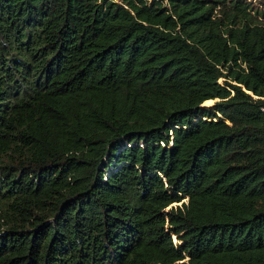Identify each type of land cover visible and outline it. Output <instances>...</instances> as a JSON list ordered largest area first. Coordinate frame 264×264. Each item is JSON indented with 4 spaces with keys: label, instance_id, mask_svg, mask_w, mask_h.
<instances>
[{
    "label": "trees",
    "instance_id": "obj_1",
    "mask_svg": "<svg viewBox=\"0 0 264 264\" xmlns=\"http://www.w3.org/2000/svg\"><path fill=\"white\" fill-rule=\"evenodd\" d=\"M263 104L252 0H0V264H264Z\"/></svg>",
    "mask_w": 264,
    "mask_h": 264
},
{
    "label": "rangeland",
    "instance_id": "obj_2",
    "mask_svg": "<svg viewBox=\"0 0 264 264\" xmlns=\"http://www.w3.org/2000/svg\"><path fill=\"white\" fill-rule=\"evenodd\" d=\"M253 2H254V4H256L257 6H260L262 9H264V0H252ZM223 78H220L219 79V81L221 82V83H223ZM214 104V102L213 103H211V104H202V106H205V107H208V106H212ZM186 201V198H182L181 199V202H185ZM180 203H174V204H172V205H169L168 207H166L165 209H163V213H167V212H170L171 211V209L172 208H175L176 206H178ZM173 239H174V242L175 243H177V246H180L181 245V242H178L177 241V239H176V237H173ZM177 263H179V261H176L174 264H177Z\"/></svg>",
    "mask_w": 264,
    "mask_h": 264
},
{
    "label": "built area",
    "instance_id": "obj_3",
    "mask_svg": "<svg viewBox=\"0 0 264 264\" xmlns=\"http://www.w3.org/2000/svg\"><path fill=\"white\" fill-rule=\"evenodd\" d=\"M220 82V81H219ZM261 110L263 111L264 113V104L261 106Z\"/></svg>",
    "mask_w": 264,
    "mask_h": 264
},
{
    "label": "water",
    "instance_id": "obj_4",
    "mask_svg": "<svg viewBox=\"0 0 264 264\" xmlns=\"http://www.w3.org/2000/svg\"><path fill=\"white\" fill-rule=\"evenodd\" d=\"M216 100H217V99H216ZM216 100H213V101L215 102Z\"/></svg>",
    "mask_w": 264,
    "mask_h": 264
}]
</instances>
